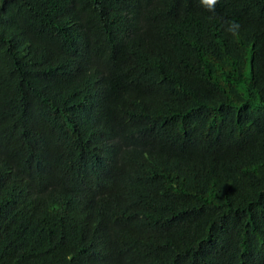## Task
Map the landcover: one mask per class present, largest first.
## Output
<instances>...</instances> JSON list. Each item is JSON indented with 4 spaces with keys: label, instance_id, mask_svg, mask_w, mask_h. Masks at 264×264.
<instances>
[{
    "label": "trees",
    "instance_id": "obj_1",
    "mask_svg": "<svg viewBox=\"0 0 264 264\" xmlns=\"http://www.w3.org/2000/svg\"><path fill=\"white\" fill-rule=\"evenodd\" d=\"M0 264H264V0H0Z\"/></svg>",
    "mask_w": 264,
    "mask_h": 264
},
{
    "label": "clouds",
    "instance_id": "obj_2",
    "mask_svg": "<svg viewBox=\"0 0 264 264\" xmlns=\"http://www.w3.org/2000/svg\"><path fill=\"white\" fill-rule=\"evenodd\" d=\"M218 0H199L200 6L205 8L207 11L215 13V6ZM241 25L235 20L228 23L227 31L231 33L234 37L239 35V30Z\"/></svg>",
    "mask_w": 264,
    "mask_h": 264
}]
</instances>
